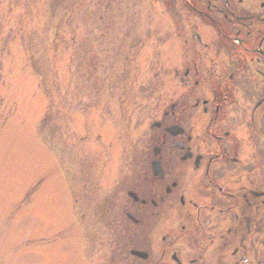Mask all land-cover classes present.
<instances>
[{
    "label": "rangeland",
    "instance_id": "1",
    "mask_svg": "<svg viewBox=\"0 0 264 264\" xmlns=\"http://www.w3.org/2000/svg\"><path fill=\"white\" fill-rule=\"evenodd\" d=\"M174 28L157 0H0V264L130 249L109 223L128 204V160L178 88Z\"/></svg>",
    "mask_w": 264,
    "mask_h": 264
},
{
    "label": "flooded vegetation",
    "instance_id": "2",
    "mask_svg": "<svg viewBox=\"0 0 264 264\" xmlns=\"http://www.w3.org/2000/svg\"><path fill=\"white\" fill-rule=\"evenodd\" d=\"M157 1L178 88L128 160V204L109 223L131 247L116 240L97 264H264V0Z\"/></svg>",
    "mask_w": 264,
    "mask_h": 264
}]
</instances>
